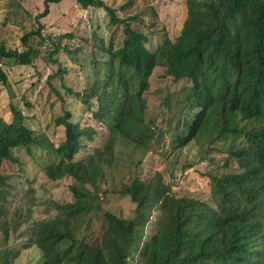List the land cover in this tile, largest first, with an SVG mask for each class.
<instances>
[{
  "label": "trees",
  "instance_id": "obj_1",
  "mask_svg": "<svg viewBox=\"0 0 264 264\" xmlns=\"http://www.w3.org/2000/svg\"><path fill=\"white\" fill-rule=\"evenodd\" d=\"M50 1L57 0H44L41 16ZM75 3L103 9L121 28L118 46L106 47L103 77L77 92L87 105L95 100L91 115L107 134L94 152L76 159L95 140L97 126L74 123L68 110L55 119L64 139L48 145L54 160L43 171L49 180L75 181L72 200L54 202L53 217L32 219L27 203L8 210L10 187L0 176V264H11L19 253L11 242L25 234L23 248L36 250L34 264H264V0H186L179 36L152 50L138 29L139 15L120 17L103 0ZM32 52L29 46L21 53L0 47V60L29 63ZM157 66L184 84L164 99L165 127L150 131L144 92ZM10 113L9 120L0 116V165L17 162L14 148L42 142L12 103ZM165 135L173 150L207 141L201 160L219 144L229 169L207 174L210 199L177 196L160 171L145 180L131 170L113 191L135 204L132 216L103 210L100 187L116 150L147 151ZM155 210L161 211L158 226L145 238L141 227ZM27 222L30 227L21 229Z\"/></svg>",
  "mask_w": 264,
  "mask_h": 264
},
{
  "label": "rangeland",
  "instance_id": "obj_2",
  "mask_svg": "<svg viewBox=\"0 0 264 264\" xmlns=\"http://www.w3.org/2000/svg\"><path fill=\"white\" fill-rule=\"evenodd\" d=\"M75 1H50L48 13L41 16L44 0H0V47L17 53L28 46L33 49L29 63L6 57L0 60V70L5 75V80H0V116L5 120L11 118L12 103L24 115L26 126L33 129L42 141L41 145H32L29 150L14 148L12 153L17 162L0 165V176L6 178L10 187L5 207L12 210L18 204L27 203L33 211L32 219L53 217L56 214L54 202L63 204L72 200L69 185L75 181L74 177L49 180L43 171L44 166L54 160L48 145H57L64 139V127L56 124L55 119L68 110L74 123L97 126L95 140L88 143L76 159L94 152L93 148L107 134L91 115L96 109L95 100L87 105L77 92H83L95 77L98 80L103 77L102 61L107 58L106 47L110 44L118 46L122 39L121 28L110 23L103 9L75 8ZM103 1L120 17L137 14L143 19L138 23V29L147 34L149 41L146 46L150 50L165 38L179 36L187 17L186 0ZM183 84L165 76L161 66L154 68L144 92V117L150 131L165 127L167 112L164 99ZM207 146V141L202 140L173 150L168 135L159 142L154 140L147 151L122 146L110 159L107 179L100 187L102 209L123 217L132 216L135 204L129 197L113 191L120 183L128 181L131 170L145 180L160 171L177 196L209 200L210 179L207 174L229 168L223 167L224 154L219 150V144L209 151L208 158L201 160ZM230 167H235V164L230 163ZM83 182L87 184L85 180ZM160 216L161 211L155 210L150 220L143 223V237L147 238L156 230ZM30 223H25L21 229L26 230ZM26 236L11 240L12 246L19 251L11 264H34L36 250L23 248Z\"/></svg>",
  "mask_w": 264,
  "mask_h": 264
},
{
  "label": "built area",
  "instance_id": "obj_3",
  "mask_svg": "<svg viewBox=\"0 0 264 264\" xmlns=\"http://www.w3.org/2000/svg\"><path fill=\"white\" fill-rule=\"evenodd\" d=\"M75 8H79L77 3H74Z\"/></svg>",
  "mask_w": 264,
  "mask_h": 264
}]
</instances>
